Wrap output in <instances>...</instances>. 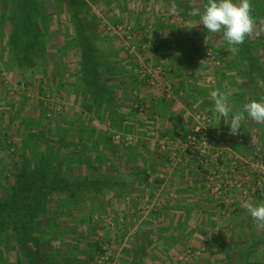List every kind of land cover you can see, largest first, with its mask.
Listing matches in <instances>:
<instances>
[{"label": "rangeland", "instance_id": "obj_1", "mask_svg": "<svg viewBox=\"0 0 264 264\" xmlns=\"http://www.w3.org/2000/svg\"><path fill=\"white\" fill-rule=\"evenodd\" d=\"M77 1L76 17L71 0L36 1L43 36L34 38L35 64L20 66L10 60V41L24 19L21 4L0 0L2 198L33 162L50 163L51 176L70 185L40 215L49 219L37 261L264 264V222L245 206L264 202V192L244 197L227 185L221 195L207 166L174 150L191 133L192 116L211 111L217 145L230 149L217 163L222 180L240 183L241 161H264V122L245 118L233 134L210 95L224 93L232 113L264 98V0H249L253 31L231 50L222 33L190 15L207 0ZM175 102L186 107L177 109L185 112L184 132L176 131L177 111L167 119L174 128L161 132L167 116L160 112ZM146 124L159 127L147 134ZM193 167L203 173V203L178 218L173 174L188 180ZM15 244L0 237V264H28Z\"/></svg>", "mask_w": 264, "mask_h": 264}, {"label": "trees", "instance_id": "obj_2", "mask_svg": "<svg viewBox=\"0 0 264 264\" xmlns=\"http://www.w3.org/2000/svg\"><path fill=\"white\" fill-rule=\"evenodd\" d=\"M21 4L19 12L23 20L20 28L14 27L15 33L11 35L10 46L12 47V58L10 59L16 65H34L35 57L32 50L36 44L34 38L43 36L40 23L37 21V0H13ZM64 1V0H63ZM82 5L85 4L83 1ZM74 5L75 17L82 11L77 0H71ZM79 7V8H78ZM6 12V11H5ZM12 19V18H11ZM20 24L19 17L17 18ZM144 99H142L143 101ZM138 99V102H142ZM144 104V103H143ZM64 149V148H63ZM51 164L32 163V168H24L19 173H15V179L10 186V192L2 198L0 190V237L9 245L18 247L22 257L28 264H40L36 256H42L39 247L38 238L44 229L43 224L47 218H41L40 215L45 211H50L54 203V195L68 189L70 185L63 178L51 176ZM193 167L191 174L196 178H201L202 171ZM55 174H56V170ZM196 172V174L193 173ZM144 173V172H143ZM202 173V174H201ZM191 179V177L189 178ZM62 180V181H57ZM71 190V189H69ZM68 199L74 198L76 193H72ZM49 216V215H48ZM46 219V220H45ZM54 224V223H52ZM43 226V227H42ZM2 241V240H1ZM20 247V249H19Z\"/></svg>", "mask_w": 264, "mask_h": 264}, {"label": "clouds", "instance_id": "obj_3", "mask_svg": "<svg viewBox=\"0 0 264 264\" xmlns=\"http://www.w3.org/2000/svg\"><path fill=\"white\" fill-rule=\"evenodd\" d=\"M190 15L198 17L209 33H222L223 40L229 46L227 50L242 44L253 31L255 23L249 0H207L203 9H193ZM210 95L214 99V110L225 117L231 133H237L245 118L264 122V98L247 102L242 112L232 113L224 93L213 90ZM245 206L255 221L264 222V202Z\"/></svg>", "mask_w": 264, "mask_h": 264}, {"label": "built area", "instance_id": "obj_4", "mask_svg": "<svg viewBox=\"0 0 264 264\" xmlns=\"http://www.w3.org/2000/svg\"><path fill=\"white\" fill-rule=\"evenodd\" d=\"M215 120L211 111L197 112L192 116L191 133L186 139V142L176 145L175 153L180 154L185 160L189 158L196 159L200 164L209 168L207 175L208 181L215 185V190L221 195L226 196L227 185L238 188L244 197L251 195H260L264 192V161L257 158L252 160L241 161L240 168L244 169L245 179L240 183H226L222 180L219 172L218 161L224 155L230 154V149L219 147L216 141L220 132L215 130ZM211 166V168H210ZM213 170V171H212ZM163 177V176H162ZM227 204H230V199H227ZM232 202V200H231ZM234 208V206H232ZM235 210V209H234Z\"/></svg>", "mask_w": 264, "mask_h": 264}, {"label": "crops", "instance_id": "obj_5", "mask_svg": "<svg viewBox=\"0 0 264 264\" xmlns=\"http://www.w3.org/2000/svg\"><path fill=\"white\" fill-rule=\"evenodd\" d=\"M177 102H179V100L177 101ZM159 102H156L155 101V103H153L152 105H156V104H158ZM180 103V102H179ZM148 104H149V100H148ZM163 105H165V104H163ZM192 105V104H191ZM170 106L171 107H167V109H165V112L164 111H162V112H160L161 114H166V118H162V125H161V132H169L170 130H172L174 127H173V124L176 122H174L173 124L172 123H170L167 119H169V113L170 114H172V113H175L176 111L177 112H180V111H178V110H181V108H183V109H185L186 107H184V105H182V104H180V107L179 106H177L176 107V102L175 103H173V104H170ZM166 108V107H165ZM168 108H169V110H168ZM178 109V110H177ZM158 110H159V107H158ZM161 110V109H160ZM184 111H183V113H178V115H180V116H182L183 117V119H181L180 117H178V119H176V120H179V121H181V122H179L180 123V125L181 126H179V127H177V128H179L178 130H176L177 131V133H183L184 131H183V127L185 126V124H186V120L184 119ZM158 115H159V113H157ZM177 115V116H178ZM155 120H157L155 123L156 124H158L157 122H158V120H160V119H158V117H156L155 118ZM167 120V121H166ZM161 122V121H160ZM145 125V129H146V133L148 134L149 132H151L153 129H156V128H158L159 126V124L158 125ZM176 128V129H177ZM185 130L187 129V127L186 128H184ZM149 131V132H148ZM183 137V136H182ZM195 170V169H194ZM173 175H175V179H173V181H172V183H171V186H173L174 187V189L176 190V192H177V194H178V198L174 201V200H172L171 201V204L170 205H175L174 206V209H175V211H180L179 212V217L178 218H180V215L181 214H183V215H185V218H190L192 215H189V210H187L188 208L191 210V206H194V207H196V206H198L200 203H203V197H202V195L200 194V192H201V189L203 188V184L202 185H200L199 183H198V179L196 178V177H191V179H185V177H184V174L182 175V180H180V176H178L179 175V173L177 174V173H175V174H173ZM196 176V175H195ZM177 178V179H176ZM185 209H186V212H185ZM195 209V208H194ZM185 212V213H184ZM175 213V212H174ZM178 213V212H177ZM194 216V215H193ZM183 217V216H182Z\"/></svg>", "mask_w": 264, "mask_h": 264}]
</instances>
